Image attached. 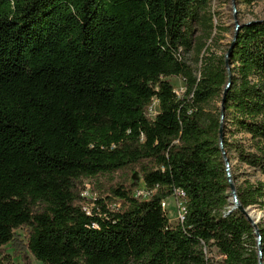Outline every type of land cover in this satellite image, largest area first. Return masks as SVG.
Returning a JSON list of instances; mask_svg holds the SVG:
<instances>
[{"label":"trees","instance_id":"obj_1","mask_svg":"<svg viewBox=\"0 0 264 264\" xmlns=\"http://www.w3.org/2000/svg\"><path fill=\"white\" fill-rule=\"evenodd\" d=\"M213 2L0 0V252L13 250L0 264H264V224L261 258L232 209L231 43L221 52ZM229 65L223 147L240 204L264 213V21L242 26ZM119 172H138L149 198L137 181L82 196L85 180ZM177 190L187 213L174 227L162 202Z\"/></svg>","mask_w":264,"mask_h":264},{"label":"rangeland","instance_id":"obj_2","mask_svg":"<svg viewBox=\"0 0 264 264\" xmlns=\"http://www.w3.org/2000/svg\"><path fill=\"white\" fill-rule=\"evenodd\" d=\"M213 10L217 13H220L219 19H216V24L223 25L227 32L223 34V40L221 41V52H226L229 48V44L232 42L234 37V12L231 5V2L227 4L220 3L219 0H214L213 2ZM237 19L241 25L248 24L252 21H264V0H258L251 6L241 5L239 4L237 7ZM170 82L172 83L176 93L179 96H182L185 93V85L180 78H170ZM159 113V105L157 100L154 101L152 107L149 109V115L152 119ZM236 165V162H232V167ZM231 167V169H232ZM233 171L232 170V176ZM252 174V173H251ZM129 172H119L113 175H104L94 179L85 180L83 184V191L82 196L86 199H96V198H103L105 199V194H107L111 187L116 186L121 182H129L131 184L133 181H137L138 189L143 190L145 185L142 181L141 175L136 172V174L132 175L131 178ZM129 180V181H128ZM234 182V178H233ZM235 187L236 184L234 183ZM95 189V191H94ZM107 202V201H106ZM167 203V213L169 217V221L172 226H176L178 224L177 220V203L174 200V197L166 199ZM232 203V200H231ZM94 205H88L87 208L90 210ZM99 208V209H98ZM234 205L232 203V209ZM87 209V210H88ZM101 207L97 205V211L101 212ZM253 212V218L258 224L261 222L264 224V213L260 211L258 208H251ZM22 237V241L26 240V235L23 231H17ZM6 257H13V250L9 246H5L0 252V261H4ZM30 259V264H42L41 262L37 261L31 254L28 255ZM212 257L215 258L216 262H221L222 258L216 255V251L213 250ZM13 263L17 264H25L22 257L13 259Z\"/></svg>","mask_w":264,"mask_h":264},{"label":"water","instance_id":"obj_3","mask_svg":"<svg viewBox=\"0 0 264 264\" xmlns=\"http://www.w3.org/2000/svg\"><path fill=\"white\" fill-rule=\"evenodd\" d=\"M231 5H232V8H233V12H234V37H233V40L231 42V46L230 48L228 49V52L227 54L225 55V59H226V67H227V70H228V74H229V79H228V84L226 86V89L223 93V99H222V103H221V128H220V146H221V149H222V153H223V156H224V161H225V165H226V171H227V177H228V181L230 183V189H231V195H232V203L234 205V208L233 209H236L238 211H240L246 218L247 220L254 226L255 228V233L258 237V250H259V254H260V257L262 258V237H261V234L259 232V229H258V222H256L253 218V212L251 210V208L249 209H244L242 207V205L240 204L239 202V198H238V194H237V189L234 185V182H233V176H232V169H231V165H230V161L226 155V151L224 150V147H223V121H224V116H225V103H226V95L228 93V90L229 88L231 87V84H232V72H231V68H230V65H229V60H230V57L232 56L233 54V50H234V47H235V44H236V41H237V38H238V35H239V32L240 30L242 29V26L238 19H237V7H238V2L237 0H231ZM260 264H262V259H260Z\"/></svg>","mask_w":264,"mask_h":264},{"label":"built area","instance_id":"obj_4","mask_svg":"<svg viewBox=\"0 0 264 264\" xmlns=\"http://www.w3.org/2000/svg\"><path fill=\"white\" fill-rule=\"evenodd\" d=\"M135 196L149 198L150 193L146 190V187H145L143 190L138 189L135 193ZM173 197L177 203V217H178L177 220L179 224L184 221L185 215L187 213V209H186L187 199L185 197L184 192H182L181 190H177ZM163 204H167L166 200L163 201ZM85 209H88V208L85 207ZM88 213L91 214L89 209H88Z\"/></svg>","mask_w":264,"mask_h":264},{"label":"bare ground","instance_id":"obj_5","mask_svg":"<svg viewBox=\"0 0 264 264\" xmlns=\"http://www.w3.org/2000/svg\"><path fill=\"white\" fill-rule=\"evenodd\" d=\"M162 208H163V210L167 211V204H163V202H162Z\"/></svg>","mask_w":264,"mask_h":264}]
</instances>
